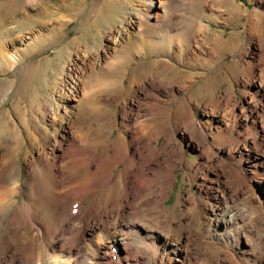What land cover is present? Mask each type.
<instances>
[{
	"label": "bare ground",
	"instance_id": "bare-ground-1",
	"mask_svg": "<svg viewBox=\"0 0 264 264\" xmlns=\"http://www.w3.org/2000/svg\"><path fill=\"white\" fill-rule=\"evenodd\" d=\"M39 1L0 2V71L21 63L27 53L43 44L42 33L36 31L32 37L28 32L36 16L43 20L39 25L49 23L51 6L41 2L42 6ZM58 1L66 11L56 20L64 28L75 16L76 0ZM142 4L146 7L134 16L93 3L95 12L86 22L87 29L97 34L106 27L104 35L114 43L97 45L95 51L86 42L85 32L71 37L64 49L55 52L62 62L57 68L52 66L53 73L61 76L53 95L59 99V107H36L44 105L50 94L36 90L19 119L22 129L18 128L19 120L8 114L0 120V264H256L264 259V254L249 257L246 253L251 249L255 254L256 242L264 246L254 230L264 227V62L257 78L258 63L251 59L246 64L244 82L252 87V94L242 105L241 114L222 108L218 96L212 107H202L201 118L196 120L193 110L198 107H189L183 100L170 107L192 83L186 84L184 79L182 90L176 91L175 76L180 69L174 64L187 65L191 77L203 76L193 69L209 67L212 56L224 54L231 44L221 34L211 36L204 26L206 15H200L196 25L187 30L184 13L173 15L168 0H143ZM245 10L233 4L227 11L232 17L243 15ZM262 17L257 9L247 13L246 31L257 34ZM175 20L180 25L173 28ZM210 37L213 48L203 45ZM258 47L264 48V35ZM82 51L86 56L80 55ZM147 57H151L148 70L141 73L134 88L125 81L127 68ZM51 61L53 58H46L39 70L42 87L48 86L44 78ZM169 72L172 75L168 77ZM120 87H126L134 98L131 103L126 101L130 105L121 107L123 131L109 143L115 123L110 120L96 126L104 114L97 106L109 101ZM4 89L0 83V103L8 93ZM228 93L232 98L231 87ZM72 99L77 105L67 107ZM179 124L184 131L175 139ZM236 127H243L242 133L247 135L238 130L233 136ZM207 130L216 133L213 137L219 144L205 142L203 133ZM33 132L41 135L39 140ZM162 135L164 139L157 146ZM184 138L200 159L195 166L185 158ZM228 141L234 146H225ZM24 145L20 164L18 151ZM100 146L101 151L94 156ZM214 147L222 149L228 160L218 156ZM112 153L117 157L110 162ZM181 157L190 169L204 171L203 187L209 197L195 202L194 192L187 189L188 200L196 203L201 213L197 217L191 204L184 205L173 223L176 230L167 231L165 191L172 187L175 164ZM44 179L52 188L48 202H42L39 190ZM92 191L100 194L96 197ZM91 193L97 200L90 201L86 210L84 200ZM210 196L212 202L208 203ZM184 201L183 195H178L173 209ZM247 204L260 212L253 218L254 229L246 228L247 214L240 208ZM55 208L63 214L56 217Z\"/></svg>",
	"mask_w": 264,
	"mask_h": 264
},
{
	"label": "rangeland",
	"instance_id": "rangeland-1",
	"mask_svg": "<svg viewBox=\"0 0 264 264\" xmlns=\"http://www.w3.org/2000/svg\"><path fill=\"white\" fill-rule=\"evenodd\" d=\"M1 1L3 0H0V2ZM142 1L143 0H76L73 6L75 10H78L79 12H72V14L74 13L73 16H75L70 22L65 24L66 26L64 25V28H62V26H60L56 20L57 17L62 15L63 11H66L65 9L63 10L62 6L58 5L59 1H39L40 5L44 3L49 4V6H51L50 9L52 14L50 13L47 15L50 16L47 17L50 24L48 23V25H43L42 23V27V25H39V22L42 19L38 16L34 17V22L36 23L30 24L29 27H32V30L30 28L28 29V32L30 33L29 35L33 37V35L37 34V32L38 34L42 33V36L44 37L43 44L38 50H34L31 53H27L21 63H18L17 65L12 66L9 69L6 68L3 71H0V83L4 84V87L7 88L4 89L3 92H8L4 100L0 103V120L3 119L4 116H7V114L10 117L12 116L14 120H19L20 117L23 116L25 106L29 104V101H31L32 97L35 95L36 90H38V93L40 94H45L47 90V92H50L46 99L47 102L45 101L46 103L44 105H37L36 107H56L60 105L59 99H55L53 95L55 94L54 91H56L54 84L55 82L59 84V82L61 81V76L56 73H53V67L57 68L58 64L62 62V58L55 57V52L58 49H64L65 44L70 40L71 37L82 35V33L85 32V34L83 35H85V37L87 38L86 42H88L90 46L92 45L93 47H95V51L98 47L97 45H105L107 43H111V41L113 42L112 38L107 39V37H105L104 35L105 32L103 31L106 29V27L103 26V28L98 29L97 34L95 33V31L92 32L90 29H87V23L90 21V18L92 17L91 15H93V13L95 12L93 10V7H91L93 3L100 4L102 6V9L111 8L114 11L123 12L122 14L124 15L132 14L135 16L137 11L143 10L146 7L144 4H142ZM168 4L173 15H177L181 12L184 13L183 24H187V30L192 29L193 26L196 25V23L198 22L199 16H202L203 14V16L206 15L207 17L205 18L206 24L204 26L207 27L212 33L211 36H213V34L215 33L221 34V36L224 39H228L229 43L231 44L229 45L230 48L227 49L224 54L220 55L219 57L212 56L211 59H213V63L209 67L201 69V67L198 66L196 69H193V72L203 74V76L191 77L189 73L190 69L187 65L183 64L182 62L174 64L176 68L180 69V73L175 76V78L177 79V82L174 85L176 91L182 90L181 84L183 83L184 79L187 80L186 84L191 83L190 81H192V83L184 91L183 94L176 96V103H171L170 107H175V104H179L180 101L183 100L189 107H198L194 108L193 111L195 113V119L199 120L201 118L202 107H212L215 98L219 96L221 98L220 105L222 106V108L225 107L226 111L232 109L234 114H241L240 109H242V105L247 102V100H251L252 94V87L249 84L246 85L244 82L247 79L246 71L244 70L247 62L253 59L256 63H258L255 69L256 78L259 77L258 75L262 74L263 71H261V69L263 68L264 64V48L259 49L258 45L260 36L264 35V0H168ZM233 4H236L241 8L246 9L243 15H231L232 17H230L227 10ZM253 9H257L263 14V17L260 22V29L257 32L258 35H252L245 29L247 13L251 12V10ZM14 11H17V8ZM43 19L45 20V17ZM177 25L179 26L180 23L178 20H175L172 26L174 28L177 27ZM79 30H81L80 33ZM207 41L208 42L205 44L203 43V45L210 46L213 48L214 44L212 38L210 37ZM248 47H250L249 52L245 53V50H247ZM194 51H198V46L194 47ZM80 55L86 56V53L82 51ZM50 57L53 58V61H51V65H49L47 68L48 74L45 75L46 79L44 78V81H47L48 86H50L49 90V88H47L48 86L42 87L44 83L41 82V73H39V70L40 68H43L45 64V59ZM150 59L151 57H147L138 63L133 62V65H129L125 74V81L127 82V80H129V83L134 88L137 87L139 81L141 80V73L148 70V60ZM2 61L3 60L0 54V62ZM169 62L174 63V61L171 59H169ZM171 75V72L167 73L168 77ZM10 83L11 85L10 87H8ZM52 86H54V88H52ZM230 87L233 93L232 98L229 96L228 93L230 91ZM242 91L247 92V94H244ZM4 93L1 95L2 97L4 96ZM44 98L45 97L43 95L40 96V100L43 102ZM74 98L76 99V97ZM133 98L134 97H131V94L129 93L126 87H120L116 90L114 94L111 95L109 101H102L98 104V106L96 105L97 107H102V110L104 112V114L102 115V121L96 123V126L101 127L102 124H105L110 120H113L115 123V126L113 127L110 136L111 138L108 140L109 143H113L114 137L119 134L120 131H123V128L121 127V124H123V122L121 120L120 109L121 107H123L124 104L130 105L131 100L133 101ZM75 99L68 101L69 105L67 107H75L77 105V100ZM127 100H129L130 103L127 104ZM37 103L38 102H36V104ZM62 111L66 113L65 109H62ZM19 122L20 124H18V128L22 129L23 122L20 120ZM177 128L178 129L175 135L173 136L175 139H179L181 137L182 131H184L182 124H179V127ZM237 128L238 127L234 128L233 136L238 130H240L239 133H242L243 127H239L238 129ZM214 133L215 132L213 130H207L204 131L203 136L205 138V142H216V144H214V146H216L217 144H219V141L213 137ZM242 134L247 135L245 133ZM32 136H34L38 140L39 137H41L38 132H33ZM21 137L24 139V133H22ZM163 139L164 135L159 138L156 145L158 146ZM31 143L33 145L35 144L34 142ZM224 144L225 146L233 147L235 143L228 141ZM182 147L186 151L185 158L190 163L194 164L193 166H195V163L200 161V159L197 156L193 145L188 141L187 138H184V140L182 141ZM129 149L131 150V145H129ZM215 149L216 148L214 147V150ZM24 150L25 145L21 147L18 151V155L20 157V164L23 162L22 157H24ZM100 151L101 146L97 148L93 155H97ZM215 153L218 156L228 160V158L225 157V154H223L222 149H216ZM116 157L117 153H112L111 157L109 158L111 160L110 162H112L113 159H115ZM121 165H123V163H121ZM93 167L94 163L92 162L90 168L92 169ZM175 168L177 169V172L172 187L168 188L165 191V194H168V198L165 200L164 203L167 208V231L176 230V227L173 226V223L176 221L178 214L181 211L180 209L183 208L184 205L187 206L191 204L194 207L193 215L197 217L201 213L196 203H190V201L188 200L186 194L187 189L191 192H194L195 202L208 196V194H206L205 192L206 190L203 187V178L205 176V173L202 169H196V167L190 169L186 165L183 157H181L180 160L176 162ZM39 170L41 171V169ZM81 171L82 170H80V174H82L83 172ZM23 175L24 174L19 177L20 182L22 181ZM75 175L76 174H72V177H77V175ZM158 182L162 181L158 180ZM41 184L42 185L40 186L39 190L43 195L42 202H48L47 196L49 195L52 188L49 187V184L47 181H45V179L42 180ZM156 189L160 190L161 187L159 185H156ZM92 192L96 195V197H98V195L100 194L98 191ZM178 195H180L181 198L183 195L185 201L180 202L179 206H176L174 210V204ZM161 196L162 195H157V198H160ZM96 197H94V195H92L91 193L84 200V207L86 208V210L90 201L97 200ZM102 198H106V196L103 195ZM112 199L111 201H113ZM207 201L208 203L212 202V197L210 196ZM47 205L49 206L51 204L48 203ZM240 208L245 210L244 213L247 214L246 219L244 221L246 224V228H249V226L252 229L256 228L253 225V218L254 216L256 217L260 213L259 211H256V209L258 208H255L253 204H247L246 207L240 206ZM252 208L255 211H251ZM52 211L56 214V217L63 214V210L59 208H55ZM263 228L264 227H260L254 230L258 233L257 236L261 237L260 240L264 242ZM257 244L258 242H256L255 244V254L252 253L251 249H248V251H246L247 254H250L249 257L264 254V246H261L260 244H258V246ZM256 264H264V259H260V261L257 260Z\"/></svg>",
	"mask_w": 264,
	"mask_h": 264
}]
</instances>
